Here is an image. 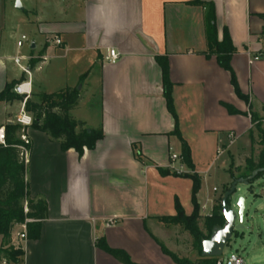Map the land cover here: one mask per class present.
Listing matches in <instances>:
<instances>
[{
  "label": "crops",
  "instance_id": "obj_1",
  "mask_svg": "<svg viewBox=\"0 0 264 264\" xmlns=\"http://www.w3.org/2000/svg\"><path fill=\"white\" fill-rule=\"evenodd\" d=\"M6 1L0 0V92L22 77L31 82L32 93L81 84L80 96L83 90L98 93V120L92 127L87 118L73 114L75 109L71 116L103 136L80 156L73 148L63 150L60 141L43 131L22 130L31 145L25 164L29 198L44 200L47 212L38 238L21 239L14 228L7 244L0 235V248H22V264H124L98 245L102 240L135 264H181L163 247L196 261L200 254L190 233L160 220L176 214V197L191 214L193 183L159 172L160 167L189 169L181 161V140L174 134L176 121L156 56L167 58L179 130L202 178L201 215H211L222 191L209 183L212 164L225 153L233 157L232 145L240 139L251 145L252 123L225 106L249 111L236 95L230 73L215 56L205 55L207 6L195 1L214 6L219 39L227 29L236 48L231 66L240 90L252 109L257 101L262 112L264 19L259 15L264 0H72L79 15L75 6L48 16L31 10L32 18L18 23L30 35L29 50L22 54L16 43L15 55L8 46L14 28L9 27ZM56 37L60 45L53 42ZM111 49L119 53L116 63L106 60ZM19 54L26 57L21 64L30 74L15 63ZM10 62L21 69L19 75L11 72ZM22 107L20 100L0 102V128L16 123ZM230 167L224 169L223 188L233 181ZM5 260L0 254V264Z\"/></svg>",
  "mask_w": 264,
  "mask_h": 264
},
{
  "label": "trees",
  "instance_id": "obj_2",
  "mask_svg": "<svg viewBox=\"0 0 264 264\" xmlns=\"http://www.w3.org/2000/svg\"><path fill=\"white\" fill-rule=\"evenodd\" d=\"M195 3L206 5V42L207 49L205 55L210 58L215 56L220 66L230 73L231 84L236 95L243 99L249 106L248 112H242L235 107L225 104L230 114L247 115L251 119L252 128L249 131L252 151L251 155L246 158V164L250 174L257 168H264V129L261 125V119L252 111V105L249 97L244 95L239 87L236 74L231 66V59L236 48L230 38L227 29H224L222 39L218 37V30L215 21V10L212 4L195 1ZM264 19V14L259 15ZM161 64L163 71L164 96L167 101L168 109L173 114L176 125L174 134L181 140V161L188 167V172H179L170 168H159L161 175H175L190 178L192 180V204L191 214H187L179 199L175 198L176 214L173 216L161 217L160 220L167 224L181 225L186 229L193 238V249L199 252L200 257L196 261L180 259L173 252L165 247L163 250L170 255L176 262L181 264H216L219 257H205L202 255V241L211 237L213 230L223 226L225 218L222 214V200L214 205L211 215L202 216L201 205L198 194L202 185L201 176L195 172L192 161L191 148L187 141L182 137L179 130L178 119L174 109L172 96L173 85L169 79V66L167 58L156 56ZM37 60H33L35 62ZM83 78V77H82ZM24 78L13 80L6 84L4 90L0 92V102L24 100V96L17 94L14 88L22 82ZM80 90L77 87H66L54 92L32 93L25 102V109L32 115V126L35 129L45 132L51 139L60 141L63 150L73 148L81 156L84 149H94L98 140L102 138L101 130L90 129L85 123L74 119L71 111L76 108L80 99ZM264 109V105H263ZM259 131L260 149L256 157L254 151V131ZM23 127L18 123H8L5 125V143H0V235L4 239V244L10 240L16 225L26 224L27 237L36 239L39 236L40 221L45 218L47 206L42 199H30L26 181V165L20 157L19 145L23 142L18 136ZM31 145H29V148ZM138 158H142L138 152ZM249 174V175H250ZM264 172H260L253 180L260 178ZM249 175L242 174L240 177ZM232 179H236L231 173ZM229 190V189H228ZM227 191V190H226ZM225 191V192H226ZM27 201L28 212L24 213V203ZM229 203V202H228ZM27 220V221H26ZM202 225V226H201ZM98 245L108 251L115 258L124 264H135L130 257L122 250L111 249L100 241ZM0 254L14 264H22L24 251L22 248L14 249L12 247L0 248Z\"/></svg>",
  "mask_w": 264,
  "mask_h": 264
},
{
  "label": "rangeland",
  "instance_id": "obj_3",
  "mask_svg": "<svg viewBox=\"0 0 264 264\" xmlns=\"http://www.w3.org/2000/svg\"><path fill=\"white\" fill-rule=\"evenodd\" d=\"M18 1H20L22 9L17 8L16 5ZM72 3V0H7L5 8L8 14V21H10L9 27L14 28V33L12 34V37L8 43V46L10 48H14L11 49L10 52L14 55L18 53V50L16 49V43L18 40H21L24 34L31 42L29 37L30 35H28V33H25L22 26L18 25V23L20 24L21 21L32 18L31 10L34 11L38 8L39 10H42L43 14L48 16L51 11H59L61 9H65L66 7L67 10H71L73 9L72 7L75 6L76 8H74V14L79 15L78 5L76 4L77 6H73L71 5ZM29 41H24V46L20 48V52L22 54L26 53L29 50ZM22 63H24V61ZM9 67H13L11 72H13L14 74L19 75L21 73V69L14 62H10ZM53 81L55 82V84H58V79L56 81ZM79 86H81V84H78L77 88H79ZM256 102L257 101H254L252 111L255 112L261 119V125L264 129V111L261 112L260 110H258ZM99 103L100 101L98 93L94 94L93 96L86 90H83L82 95L79 99L78 106L74 108L75 111L73 112V114L75 116H82L87 118L89 125L93 127L98 120L97 117ZM253 131L255 139L253 156L256 157L260 149V145L258 144L260 138L259 131L256 128H253ZM21 132L23 133L24 131ZM248 138H250V136H248ZM231 151L233 157L228 156V153H225L220 156V158L216 160L211 167L209 183L211 184V186L212 184L218 186L220 191L222 190L218 198L215 200L216 205L219 203V201L223 200L225 191L230 188L232 183V180L229 181L223 188L221 179L224 175L225 168H229V166L231 165L230 171L235 178H239L242 174H250L247 168L246 158L251 155L252 146L244 145V140L240 139L232 145ZM240 197L245 198V215L243 222L244 228L235 230L233 232L232 238L226 245L221 258L225 261L231 255V253H236L243 259L244 264H264V174H262L260 178L254 180L252 183L238 185L236 193H234L232 196V205L237 213L238 208L236 204ZM23 203L24 213H27L25 210L27 201L24 200ZM208 211L209 209L207 208L205 210V213H207ZM200 213H203L202 208ZM184 230L187 231L186 229ZM25 231H27L26 224H19L15 226L14 235L17 236ZM196 252L197 254H199L198 251ZM8 262L10 264H14L12 261Z\"/></svg>",
  "mask_w": 264,
  "mask_h": 264
},
{
  "label": "water",
  "instance_id": "obj_4",
  "mask_svg": "<svg viewBox=\"0 0 264 264\" xmlns=\"http://www.w3.org/2000/svg\"><path fill=\"white\" fill-rule=\"evenodd\" d=\"M17 8L22 9L20 1L17 2ZM31 48H35V43L31 44ZM79 86L78 89H80ZM260 172H264V168H257L247 177H239L232 181L229 190L224 193L222 200V214L225 218L223 226L213 230L210 238L202 241V255L205 257H221L226 245L232 238L233 232L244 228L245 215V198L240 197L237 201L238 213L232 205V196L236 193L239 184H249ZM229 202V203H228ZM239 216V220H238Z\"/></svg>",
  "mask_w": 264,
  "mask_h": 264
},
{
  "label": "built area",
  "instance_id": "obj_5",
  "mask_svg": "<svg viewBox=\"0 0 264 264\" xmlns=\"http://www.w3.org/2000/svg\"><path fill=\"white\" fill-rule=\"evenodd\" d=\"M24 41H29L28 37L26 35H23L21 40L17 41V46L19 48L24 46ZM55 44L60 45L62 43L60 38H55L53 41ZM26 59L24 55L19 54L14 58L15 63L20 66V68L26 73L30 74V71L27 69V67L23 66L21 64V61ZM119 59V53L115 49H111L109 53L106 56V60L110 63H116ZM255 59H258V57H255ZM14 91L19 94L24 96L23 100V107L16 119V123L21 125L23 129L32 126L33 123V117L32 115L25 109V102L26 100L31 96L32 94V87H31V82L30 81H22L19 84H17L14 88ZM22 144L19 145V150H20V157L26 164L28 161V156H29V145H30V140L26 136L25 133L22 134L21 136ZM0 143L4 144L5 143V131L3 128H0ZM175 158V157H174ZM25 210L28 212V206L25 205ZM113 222V221H111ZM19 237L21 239H26L27 238V233L26 231L23 233L19 234ZM3 264H10L7 260L3 262ZM216 264H244L243 259L236 253H231V255L224 261L222 260L221 257L218 258Z\"/></svg>",
  "mask_w": 264,
  "mask_h": 264
}]
</instances>
